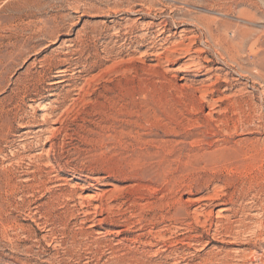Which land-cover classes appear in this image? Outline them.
<instances>
[{
	"label": "rangeland",
	"instance_id": "374dc122",
	"mask_svg": "<svg viewBox=\"0 0 264 264\" xmlns=\"http://www.w3.org/2000/svg\"><path fill=\"white\" fill-rule=\"evenodd\" d=\"M0 264H264V0H0Z\"/></svg>",
	"mask_w": 264,
	"mask_h": 264
},
{
	"label": "bare ground",
	"instance_id": "6f19581e",
	"mask_svg": "<svg viewBox=\"0 0 264 264\" xmlns=\"http://www.w3.org/2000/svg\"><path fill=\"white\" fill-rule=\"evenodd\" d=\"M206 29V28H205ZM198 142V141H197ZM206 146V145H205ZM246 158V157H245ZM219 159V158H218ZM245 161V160H244ZM186 163V162H185ZM184 164V162H183ZM263 164V163H262ZM228 166V165H227ZM161 169V168H160ZM201 169V168H200ZM228 170V169H227ZM179 171V170H178ZM175 174V173H174ZM200 175V174H199ZM207 175V174H206ZM224 177V176H223ZM244 177V176H243ZM226 179V178H225ZM213 181V180H212ZM224 187V186H223ZM250 187V186H249ZM192 189V188H191ZM222 190V189H221ZM224 190V189H223ZM175 191V190H174ZM161 198V197H160ZM159 201V200H158ZM187 205V204H186ZM157 206V205H156ZM146 208V207H145ZM154 210V209H153ZM226 210V209H224ZM221 212V211H220ZM229 213V212H228ZM161 217V216H160ZM220 217V216H219ZM195 219V218H194ZM223 220V219H222ZM230 221V220H229ZM183 234V233H182ZM187 234V233H186ZM203 245V244H202ZM163 247V246H162ZM117 251V250H116Z\"/></svg>",
	"mask_w": 264,
	"mask_h": 264
}]
</instances>
